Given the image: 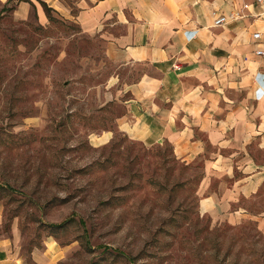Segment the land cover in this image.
<instances>
[{"label": "rangeland", "instance_id": "rangeland-1", "mask_svg": "<svg viewBox=\"0 0 264 264\" xmlns=\"http://www.w3.org/2000/svg\"><path fill=\"white\" fill-rule=\"evenodd\" d=\"M11 9L0 7V239L17 263L264 264V183L236 220L202 212V159L117 130L109 79L121 69L106 40Z\"/></svg>", "mask_w": 264, "mask_h": 264}, {"label": "crops", "instance_id": "crops-1", "mask_svg": "<svg viewBox=\"0 0 264 264\" xmlns=\"http://www.w3.org/2000/svg\"><path fill=\"white\" fill-rule=\"evenodd\" d=\"M244 1L253 0H0V7L19 18L33 12L42 23L60 16L105 39L121 69L109 79L122 107L117 130L148 145L167 141L187 163L202 159V212L236 220L239 201L264 183V58L252 36L264 31V17L255 6L225 25L214 18ZM0 264H18L3 239Z\"/></svg>", "mask_w": 264, "mask_h": 264}, {"label": "built area", "instance_id": "built-area-1", "mask_svg": "<svg viewBox=\"0 0 264 264\" xmlns=\"http://www.w3.org/2000/svg\"><path fill=\"white\" fill-rule=\"evenodd\" d=\"M259 6L261 11L257 14L258 16L264 17V0H253L252 2L244 1L242 4V9L237 10L231 14H219L214 18V25L221 26L229 23L232 20H237L244 17L246 14L244 13L245 9L250 10V8ZM253 38L257 42V47L255 49V53L264 58V31L256 30L252 34Z\"/></svg>", "mask_w": 264, "mask_h": 264}]
</instances>
